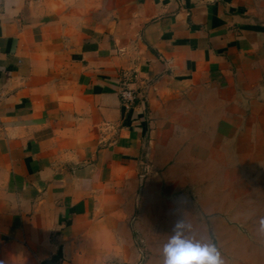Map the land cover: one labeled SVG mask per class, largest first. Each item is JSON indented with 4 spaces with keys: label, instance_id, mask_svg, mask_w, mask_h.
Listing matches in <instances>:
<instances>
[{
    "label": "crops",
    "instance_id": "1",
    "mask_svg": "<svg viewBox=\"0 0 264 264\" xmlns=\"http://www.w3.org/2000/svg\"><path fill=\"white\" fill-rule=\"evenodd\" d=\"M263 75L264 0H0V264H135L177 209L225 229Z\"/></svg>",
    "mask_w": 264,
    "mask_h": 264
},
{
    "label": "rangeland",
    "instance_id": "2",
    "mask_svg": "<svg viewBox=\"0 0 264 264\" xmlns=\"http://www.w3.org/2000/svg\"><path fill=\"white\" fill-rule=\"evenodd\" d=\"M231 180L232 221L225 229L215 233L209 226L189 223L193 214L188 208L174 210L170 215L176 223L183 220L187 238L215 244L223 264H264V232L259 231V220L264 217V163L248 170L244 180ZM174 225L169 224L168 234L160 240L151 238L145 242L137 238L142 253L135 264H163L162 249Z\"/></svg>",
    "mask_w": 264,
    "mask_h": 264
},
{
    "label": "clouds",
    "instance_id": "3",
    "mask_svg": "<svg viewBox=\"0 0 264 264\" xmlns=\"http://www.w3.org/2000/svg\"><path fill=\"white\" fill-rule=\"evenodd\" d=\"M183 220L178 221L162 249L163 264H223L215 244L185 236ZM259 231L264 232V217L259 220Z\"/></svg>",
    "mask_w": 264,
    "mask_h": 264
},
{
    "label": "built area",
    "instance_id": "4",
    "mask_svg": "<svg viewBox=\"0 0 264 264\" xmlns=\"http://www.w3.org/2000/svg\"><path fill=\"white\" fill-rule=\"evenodd\" d=\"M132 82L125 81L119 90V99L125 104L131 103L136 97V90L131 86Z\"/></svg>",
    "mask_w": 264,
    "mask_h": 264
},
{
    "label": "water",
    "instance_id": "5",
    "mask_svg": "<svg viewBox=\"0 0 264 264\" xmlns=\"http://www.w3.org/2000/svg\"><path fill=\"white\" fill-rule=\"evenodd\" d=\"M263 78H264V75H263ZM263 97H264V93H263ZM141 184H142V177L140 176L139 180H138V194H139L140 189H141Z\"/></svg>",
    "mask_w": 264,
    "mask_h": 264
}]
</instances>
